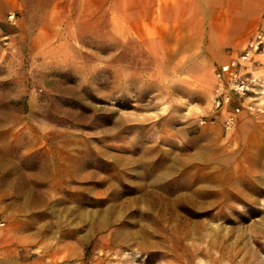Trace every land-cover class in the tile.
Returning a JSON list of instances; mask_svg holds the SVG:
<instances>
[{
  "label": "rangeland",
  "instance_id": "374dc122",
  "mask_svg": "<svg viewBox=\"0 0 264 264\" xmlns=\"http://www.w3.org/2000/svg\"><path fill=\"white\" fill-rule=\"evenodd\" d=\"M139 11L0 0V254L264 264V86L229 130L213 101L244 45L186 53L177 22Z\"/></svg>",
  "mask_w": 264,
  "mask_h": 264
},
{
  "label": "crops",
  "instance_id": "0c3cea01",
  "mask_svg": "<svg viewBox=\"0 0 264 264\" xmlns=\"http://www.w3.org/2000/svg\"><path fill=\"white\" fill-rule=\"evenodd\" d=\"M127 1L148 10V14L133 12L130 15L133 20L147 15L148 21L151 17H162L164 21L177 22L182 31L180 49L194 55L205 54L209 60H225L223 56L228 47L245 46L253 32L260 25L264 27V0H176L174 6L163 0ZM241 50L231 51L226 61ZM255 59L258 60L257 72L264 71V56L258 55ZM10 255L9 249L3 250L0 264H46V258H12Z\"/></svg>",
  "mask_w": 264,
  "mask_h": 264
},
{
  "label": "built area",
  "instance_id": "2783aa9c",
  "mask_svg": "<svg viewBox=\"0 0 264 264\" xmlns=\"http://www.w3.org/2000/svg\"><path fill=\"white\" fill-rule=\"evenodd\" d=\"M9 20L14 22V14H9ZM258 55L264 56V27H258L243 49L220 64L214 73V108L223 113V126L226 130L236 125L242 101L255 94L257 88L264 86V79L255 75L258 63L255 57ZM234 101L238 103L231 107Z\"/></svg>",
  "mask_w": 264,
  "mask_h": 264
}]
</instances>
